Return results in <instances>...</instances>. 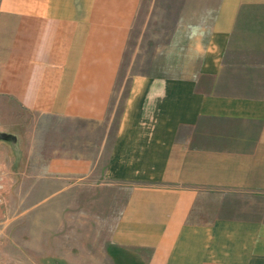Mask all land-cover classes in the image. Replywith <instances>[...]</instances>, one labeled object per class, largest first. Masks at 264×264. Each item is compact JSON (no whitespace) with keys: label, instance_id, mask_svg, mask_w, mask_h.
I'll list each match as a JSON object with an SVG mask.
<instances>
[{"label":"crops","instance_id":"1","mask_svg":"<svg viewBox=\"0 0 264 264\" xmlns=\"http://www.w3.org/2000/svg\"><path fill=\"white\" fill-rule=\"evenodd\" d=\"M140 3L0 0V107L105 121ZM169 26L103 167V201L124 200L101 264H264V0H182ZM94 164L53 154L46 171Z\"/></svg>","mask_w":264,"mask_h":264},{"label":"rangeland","instance_id":"2","mask_svg":"<svg viewBox=\"0 0 264 264\" xmlns=\"http://www.w3.org/2000/svg\"><path fill=\"white\" fill-rule=\"evenodd\" d=\"M182 0H141L103 122L66 120L16 110L0 115V264H101L124 198L103 201V167L129 93L131 76L157 70ZM250 93V92H247ZM255 93V92H251ZM53 154L95 160L84 179L46 171ZM6 186V187H5ZM111 198V199H110ZM91 254V263L84 262Z\"/></svg>","mask_w":264,"mask_h":264}]
</instances>
